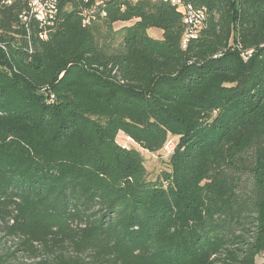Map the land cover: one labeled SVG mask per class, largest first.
<instances>
[{
	"label": "trees",
	"instance_id": "16d2710c",
	"mask_svg": "<svg viewBox=\"0 0 264 264\" xmlns=\"http://www.w3.org/2000/svg\"><path fill=\"white\" fill-rule=\"evenodd\" d=\"M10 1L0 264H264V0H184L206 9L186 47L164 0H106L88 26L95 0H60L48 40ZM120 133L162 156L176 138L170 170L148 179Z\"/></svg>",
	"mask_w": 264,
	"mask_h": 264
},
{
	"label": "built area",
	"instance_id": "2783aa9c",
	"mask_svg": "<svg viewBox=\"0 0 264 264\" xmlns=\"http://www.w3.org/2000/svg\"><path fill=\"white\" fill-rule=\"evenodd\" d=\"M123 2H137L139 0H120ZM168 1V0H164ZM9 2H11L9 0ZM58 2L60 0H36L37 4V10H43L45 12L46 17H48V26H46L45 30H42L40 32V38L42 40H48L49 38V32L53 30V28L56 26L57 22L59 21L60 17V11H58ZM179 5L182 8V0H178ZM106 0H95L93 2V6L91 10H84L82 11L83 16V26L91 25L92 23L98 21L100 18L105 17L107 15L106 11ZM195 6V5H194ZM201 9V16H189L187 13L183 12L184 21L187 25V32H186V40H191L196 38L198 34H200V26L202 24V20L205 18L206 9L204 7H200ZM23 21L28 24L31 20H35V11H29L27 12L26 16H23ZM183 43L186 45V41H183ZM251 51H248L247 53H251ZM55 100L54 94H51V101ZM177 143L176 138H171V140L166 144L167 149V155H170L174 152L172 149V152L168 150V146L172 145L175 146Z\"/></svg>",
	"mask_w": 264,
	"mask_h": 264
},
{
	"label": "rangeland",
	"instance_id": "374dc122",
	"mask_svg": "<svg viewBox=\"0 0 264 264\" xmlns=\"http://www.w3.org/2000/svg\"><path fill=\"white\" fill-rule=\"evenodd\" d=\"M125 23H116L114 25V29H119L122 25H124ZM157 32V36H160L162 34V31L160 29H155ZM3 50L6 51V49H4L3 47H0ZM7 52V51H6ZM5 70H7V68H5ZM117 141L127 147H133V148H137L144 156L145 159V166L147 169V173H148V179L150 180H157L159 177L162 176L163 172L166 170H170L169 168V155H159V153H151L149 151H146L142 148H140L134 141H132L130 138L125 137V135L123 133H120L117 137ZM175 146L169 145L168 146V150L170 152H172V149L175 150ZM167 150V149H166ZM171 154V153H170ZM1 236H5L4 232L1 231V227H0V237ZM13 241H9L8 245L12 246V249H15V246L12 243ZM3 246H5V239L1 238L0 239V249H3ZM24 252L23 251H19L18 252V256H21ZM257 261L259 263H263L264 262V252L261 253L258 258Z\"/></svg>",
	"mask_w": 264,
	"mask_h": 264
},
{
	"label": "bare ground",
	"instance_id": "6f19581e",
	"mask_svg": "<svg viewBox=\"0 0 264 264\" xmlns=\"http://www.w3.org/2000/svg\"><path fill=\"white\" fill-rule=\"evenodd\" d=\"M26 1H28V5H29V9L27 10V12L35 11V18L39 21V23L41 24V27L44 28L45 30L46 26H48V17H46L45 12L43 10H37V4H34L36 3V0H26ZM166 2H169L172 5L176 6L177 9H179L181 12L183 11L187 13L189 16H201V9L194 6L192 3H185L184 0H182V8H181L178 0H168ZM59 5H60V2H58V11H60ZM91 8L92 6L90 8H87L86 10H91ZM27 12H24L21 15V18H23V16H26ZM205 20H206V13H205V18L202 20V24L200 26V32L204 27ZM198 36L199 34L196 37ZM183 41H186V45L183 43V46L186 47L189 41V40H186V34L184 36Z\"/></svg>",
	"mask_w": 264,
	"mask_h": 264
},
{
	"label": "crops",
	"instance_id": "0c3cea01",
	"mask_svg": "<svg viewBox=\"0 0 264 264\" xmlns=\"http://www.w3.org/2000/svg\"><path fill=\"white\" fill-rule=\"evenodd\" d=\"M149 33H150L152 36L159 37V36H157V32H156L155 29H150Z\"/></svg>",
	"mask_w": 264,
	"mask_h": 264
}]
</instances>
